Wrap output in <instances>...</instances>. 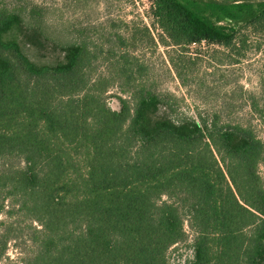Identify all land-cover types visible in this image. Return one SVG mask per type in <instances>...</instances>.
Masks as SVG:
<instances>
[{"label": "trees", "instance_id": "1", "mask_svg": "<svg viewBox=\"0 0 264 264\" xmlns=\"http://www.w3.org/2000/svg\"><path fill=\"white\" fill-rule=\"evenodd\" d=\"M151 7L168 47L241 55L244 33L264 32V0ZM39 17L0 2V217L31 223L22 264H173L185 222L193 244L183 264H264V141L254 129L216 114L175 120L163 97L136 87L110 108L108 85L89 79L86 46L58 44ZM250 107L264 123V104L253 96ZM13 224L0 219V263L18 239Z\"/></svg>", "mask_w": 264, "mask_h": 264}, {"label": "rangeland", "instance_id": "2", "mask_svg": "<svg viewBox=\"0 0 264 264\" xmlns=\"http://www.w3.org/2000/svg\"><path fill=\"white\" fill-rule=\"evenodd\" d=\"M0 2L27 17L35 11L46 33L58 44L85 45L91 61L87 64L89 79H101L108 85L104 97L110 108L119 110L118 97L129 98L123 90L136 87L163 97L167 102L164 109L175 120L216 114L223 123L252 127L264 141V123L250 107L253 96L264 104V32L247 30L235 49L241 55L206 43L182 50L161 43L162 31L152 19V0ZM30 56L39 62L46 60L35 49ZM259 173L264 182V163ZM0 219L13 222V234H18L17 241L8 244L7 261L0 264H22L33 249L27 229L31 223L21 215ZM185 229L187 240L169 252L173 264L191 258L193 234L187 222Z\"/></svg>", "mask_w": 264, "mask_h": 264}]
</instances>
